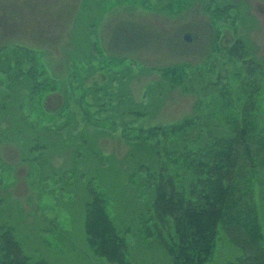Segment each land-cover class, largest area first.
<instances>
[{
	"label": "rangeland",
	"instance_id": "1",
	"mask_svg": "<svg viewBox=\"0 0 264 264\" xmlns=\"http://www.w3.org/2000/svg\"><path fill=\"white\" fill-rule=\"evenodd\" d=\"M215 38L222 52H211ZM237 40L245 58L264 66V0H0V48L36 52L61 89L50 108L66 105L70 116L66 130L53 124L54 133L40 136L46 150L34 163L23 161L34 154L27 135L0 141V222L14 227L31 261L118 264L96 255L86 239L85 204L95 190L124 238L126 264H173L160 238L146 235L149 197L128 184L146 151L125 143L120 129L136 115L142 127L189 116L199 94L157 69L225 60ZM14 92L0 83V99L10 94L7 103L18 107L24 95ZM7 109L0 126L11 129Z\"/></svg>",
	"mask_w": 264,
	"mask_h": 264
},
{
	"label": "trees",
	"instance_id": "2",
	"mask_svg": "<svg viewBox=\"0 0 264 264\" xmlns=\"http://www.w3.org/2000/svg\"><path fill=\"white\" fill-rule=\"evenodd\" d=\"M2 52L0 83L24 99L18 107L7 103L8 93L0 99V123L8 107L7 114L14 115L6 117L16 124L0 126V141L27 135L34 154L23 161L34 163L46 150L40 136L54 133L53 124L55 132L66 130L70 116L66 105L50 108V97L61 89L36 52L21 46H4ZM211 52H222L216 38ZM227 52L225 60L157 69L172 85L199 94L189 116L142 127L134 125L141 116L132 113L136 116L120 129L125 143L146 151L137 160L146 162L128 172V184L149 197L146 235L160 238L173 264H264V66L245 58L240 40ZM89 196L84 223L89 246L110 263L126 264L124 238L105 196L95 190ZM3 201L0 197V220ZM223 251L227 259L217 261ZM0 264L48 263L31 261L14 227L0 222Z\"/></svg>",
	"mask_w": 264,
	"mask_h": 264
},
{
	"label": "water",
	"instance_id": "3",
	"mask_svg": "<svg viewBox=\"0 0 264 264\" xmlns=\"http://www.w3.org/2000/svg\"><path fill=\"white\" fill-rule=\"evenodd\" d=\"M185 39H186V40H189V37H188V36H185Z\"/></svg>",
	"mask_w": 264,
	"mask_h": 264
}]
</instances>
